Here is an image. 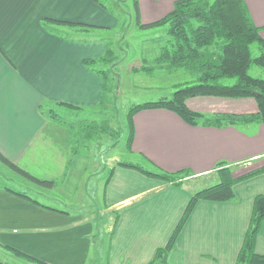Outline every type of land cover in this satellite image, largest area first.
Masks as SVG:
<instances>
[{
  "label": "crops",
  "instance_id": "obj_1",
  "mask_svg": "<svg viewBox=\"0 0 264 264\" xmlns=\"http://www.w3.org/2000/svg\"><path fill=\"white\" fill-rule=\"evenodd\" d=\"M176 1L139 0L141 21L163 19ZM244 1L264 39V0ZM45 19L100 28L62 24L48 30ZM117 22L94 0H0V153L31 175L55 182L52 188L76 164L67 152L69 132L49 111L56 113L60 103L85 109L101 104L103 76L84 60L106 55L108 37L101 29ZM186 103L203 114L258 111L253 98L197 97ZM133 124L132 157L170 173L187 170L200 186L188 179L176 187L113 165L103 196L119 219L101 251L94 226L83 214L45 202L46 189L37 190L34 199L0 181V264H88L92 255L101 264H159L157 252L167 246L192 195L219 183L220 163L238 179L264 169V124L191 126L167 109L139 112ZM9 169L0 165L1 171ZM234 190V202L197 203L167 264H237L254 201L264 194V172L238 182ZM256 251L264 255V222Z\"/></svg>",
  "mask_w": 264,
  "mask_h": 264
},
{
  "label": "trees",
  "instance_id": "obj_2",
  "mask_svg": "<svg viewBox=\"0 0 264 264\" xmlns=\"http://www.w3.org/2000/svg\"><path fill=\"white\" fill-rule=\"evenodd\" d=\"M94 1L105 10H109L110 7L105 1ZM134 4L139 27L143 29L164 27L165 35L168 37L155 60L156 66L170 70L187 71L197 77V82L178 88L169 99L164 98L130 108L128 112L129 134L127 138V148L130 151L132 150L135 135L133 119L135 115L144 110L167 109L177 114L191 126L223 128L249 122L264 124V77L255 78L250 74V69L253 65H258L264 70V39L261 36V28L257 27L253 22L244 0H178L174 3V9L171 13L163 19L148 25L141 21L139 0H135ZM62 24L81 29L100 28L51 19L43 20V25L48 30L49 25L61 26ZM111 53L108 47L104 57L84 60V64L87 67L94 69L96 73L103 76L104 93L107 89L106 72L96 70L95 67L100 63L108 62ZM152 69L154 67H142L141 70L148 73ZM197 97L253 98L257 103L258 111L249 114H203L195 112L187 106V100ZM55 105L75 112L85 110L83 107L63 103ZM49 114L56 118L53 111L50 110ZM0 161L13 171L39 185L52 187L55 184L53 181H47L31 175L9 161L1 153ZM146 161L156 169L153 171L146 170L140 165L137 166L123 161H120L118 165L135 169L148 177L156 178L165 184H171L176 187H181L183 185L181 182L185 178L192 176L191 172L187 170L170 173L159 168L151 161ZM216 170L219 176V183L197 190L192 195L167 246L157 252L155 258L156 260H161L162 264H167L169 252L173 249L199 201L234 202L237 200L234 190L235 185L242 180L264 172L263 169L238 179L233 176L231 169L224 162L220 163ZM112 173L111 169L110 177L106 181L111 179ZM114 213H116L115 229L119 219V212ZM263 222L264 194H260L254 201L250 226L238 254L237 264H264V255L256 251L257 237L262 229ZM14 252L18 254L17 251L14 250ZM35 261L41 263L37 260Z\"/></svg>",
  "mask_w": 264,
  "mask_h": 264
},
{
  "label": "rangeland",
  "instance_id": "obj_3",
  "mask_svg": "<svg viewBox=\"0 0 264 264\" xmlns=\"http://www.w3.org/2000/svg\"><path fill=\"white\" fill-rule=\"evenodd\" d=\"M103 1L118 20L116 26L101 29L108 37L112 52L108 62L96 66L106 72L104 99L99 106L81 112L55 107L57 121L69 132L67 152L70 161L76 164L74 169L57 178L55 188L32 182L12 169L8 170L9 173L0 170V181L10 182L17 191L36 199L37 190L46 189L42 195L43 199L46 196L45 202L55 201L54 204L62 211L83 214L94 226L93 236L98 246L102 245L99 247L101 251H105L116 221V213L105 205L102 186L110 177L111 167L123 161L140 165L146 170L155 169L151 164L143 163V157H132L127 148L130 108L169 99L178 88L197 82V77L187 71L156 66L155 60L168 37L164 27L143 29L138 26L135 0ZM142 67L154 69L147 73L141 70ZM250 74L263 78L264 70L253 65ZM0 165L7 167L1 161ZM188 179L192 185L200 186V182L192 176L181 183ZM97 259L92 255L88 264H101L96 262ZM156 261L162 264L161 260Z\"/></svg>",
  "mask_w": 264,
  "mask_h": 264
}]
</instances>
